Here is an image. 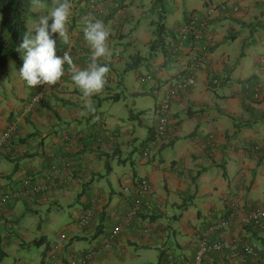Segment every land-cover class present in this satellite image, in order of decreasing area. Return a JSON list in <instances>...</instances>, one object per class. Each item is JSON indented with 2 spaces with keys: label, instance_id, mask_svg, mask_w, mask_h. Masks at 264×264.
<instances>
[{
  "label": "crops",
  "instance_id": "crops-1",
  "mask_svg": "<svg viewBox=\"0 0 264 264\" xmlns=\"http://www.w3.org/2000/svg\"><path fill=\"white\" fill-rule=\"evenodd\" d=\"M60 1L51 0L48 5L54 8ZM151 2L107 0L101 7L99 20L109 33L108 51L97 63L107 65L109 71L104 87L85 97L71 79L74 71L85 69L91 62V49L80 33L85 9L83 0H70L67 40L58 34L53 38L57 55L68 52L72 64L66 63L64 74L32 115L20 121L10 147L0 151V192L44 180L52 165L61 170L71 164V169L54 180L56 187L50 194L0 207V264L7 257L5 249L12 245L24 249L47 242L44 236L31 241L21 230V218L33 208L70 199L78 202L82 216L93 198L109 202V206L117 204L122 188H132L138 178L146 179L154 196L164 200L163 212L124 229L112 251L92 264H115V260L127 264L130 247L158 250L157 264H192L195 231L225 215L231 201L238 203L240 216L264 206V0H167L168 5H164L168 13L162 20L152 10ZM114 3H120L119 10ZM209 4H224L226 10L215 13L209 22L212 45L205 67L196 68L192 63L190 53L197 55L194 49L186 48L178 53L177 60L170 61L163 55L165 48L150 49L157 24L164 26L163 40L170 44L186 14H202ZM33 5L28 31L33 27L28 23L38 21L46 10ZM241 23H259L263 29L250 33ZM140 66L143 73L138 71ZM18 70H0V134L39 85L28 86ZM130 70L137 83L131 92L123 82L125 72ZM145 74L153 78L145 82L147 87L138 80ZM189 74L194 75L195 84L171 101L165 135L158 139L149 158L141 156L134 162L131 153L140 133L129 120H137L146 134L139 143L142 153L154 135L158 100L169 85ZM213 79L217 85L211 83ZM257 85H261L258 99L253 95ZM146 96L152 98L151 109L141 108L136 114L132 109L121 111L128 107V98L132 105L134 99ZM142 115L146 116L144 121L139 117ZM237 124L248 127L236 129ZM120 165L122 170L114 171ZM19 203L25 206L22 212ZM112 222L106 210L104 214L98 212L87 228L76 226L63 242L48 245L41 264H66L69 256L97 246ZM143 227L150 228L148 236L139 234ZM7 232L11 237L5 236ZM213 237L233 241L236 251H241L243 244L253 243L264 253V233L234 227ZM80 242L89 246L77 247ZM204 264L237 263L225 253L205 258Z\"/></svg>",
  "mask_w": 264,
  "mask_h": 264
},
{
  "label": "built area",
  "instance_id": "built-area-1",
  "mask_svg": "<svg viewBox=\"0 0 264 264\" xmlns=\"http://www.w3.org/2000/svg\"><path fill=\"white\" fill-rule=\"evenodd\" d=\"M107 0H83L85 9V18L98 19L101 17L103 10L102 6ZM114 8L119 10V4L114 3ZM225 5H210L204 9L202 14L191 12L186 20L181 23L176 31L175 41L171 49L170 60H177L178 53L186 48L196 50L197 55H191L192 63L195 67H205L208 64V52L212 45V37L209 33L208 21L218 11H224ZM237 11V8H234ZM69 22V17L66 21ZM84 24L80 28V33L83 35ZM84 36V35H83ZM169 60V61H170ZM140 82H150L153 78L149 74L139 77ZM213 85H217L216 79L211 80ZM195 84L194 75L183 76L165 90L156 105V125L154 129V139L148 141L142 149L143 158L147 159L151 155L153 148L157 147L158 139L166 133V128L169 123V106L180 94L185 93ZM53 85V84H52ZM52 85L47 83L42 84L40 90L29 100L28 104L23 108L7 128L0 134V151L7 150L10 147L12 135L16 132L17 125L20 121L31 112L43 97L44 93L51 88ZM261 85L253 88L254 98L258 99L260 95ZM112 140L113 136H109ZM71 169V164H66L63 169H58L52 165L44 180L29 184H23L19 188L12 189L7 192H0V207L8 202H18L22 199H28L40 194L51 192L56 184L54 180ZM123 194L122 200L116 205L107 206L104 209V203L93 198L84 214L78 219L76 226L78 229H85L94 220L96 214L107 211L113 218L112 225L103 237V240L94 247L88 248L85 251L71 255L67 258L66 264H92L95 260L109 254L115 241L121 235L124 229L128 228L135 221L140 220V215L158 214L164 210L165 202L163 199L155 197L153 188L146 179H138L132 184V188L124 187L121 190ZM238 203L234 200L228 205L227 216H221L216 221L211 222L204 228L195 231L194 242L195 252L192 259V264H204L205 258L211 255H223L230 253L235 263L237 264H264V253L256 244H243L241 246L242 253L234 248L233 241L214 238L223 232L229 231L234 227H253L259 232L264 233V206L255 208L240 216ZM150 228L143 227L139 230L141 236H148ZM11 237L9 232L5 235ZM123 252V250H122Z\"/></svg>",
  "mask_w": 264,
  "mask_h": 264
},
{
  "label": "clouds",
  "instance_id": "clouds-1",
  "mask_svg": "<svg viewBox=\"0 0 264 264\" xmlns=\"http://www.w3.org/2000/svg\"><path fill=\"white\" fill-rule=\"evenodd\" d=\"M70 9V0H61L48 16L34 21L31 31L22 36L16 49L22 52V66L18 73L28 86L55 84L64 74L63 65L72 64L68 52L57 55L56 39L53 38V34H58L67 40L66 21ZM83 35L91 49V62L85 69L74 71L71 79L85 97H90L104 87L105 75L109 71L107 65L97 63L98 58L107 55L106 39L109 33L101 20L85 18Z\"/></svg>",
  "mask_w": 264,
  "mask_h": 264
},
{
  "label": "rangeland",
  "instance_id": "rangeland-1",
  "mask_svg": "<svg viewBox=\"0 0 264 264\" xmlns=\"http://www.w3.org/2000/svg\"><path fill=\"white\" fill-rule=\"evenodd\" d=\"M182 1V0H180ZM213 1H220V0H213ZM51 3V2H50ZM49 3V4H50ZM42 5L46 7V10L42 13V16H48L53 9L52 6L50 7L47 3H34L33 7L39 10L36 6ZM168 5V2L165 3ZM47 12V13H46ZM1 18V17H0ZM51 20H49V23ZM34 23L30 21L28 25ZM1 26V25H0ZM6 35V33L4 34ZM140 73H143L144 69L143 66L138 68ZM134 72L133 70L126 71L125 75L123 76V82L126 87V90L131 92L133 91V87L137 86V83L133 80ZM147 83L144 84V87H147ZM143 86V85H142ZM127 104L128 107H122V112H127V110L132 109L134 114L141 111V108H152V98L151 97H144V98H136L134 99V104L131 105L130 98H128ZM119 102V105L120 106ZM141 120H145L146 116H139ZM15 121V119H13ZM134 124V127L140 133V138L134 143V151L131 153V159L135 162L138 158H141L142 154L140 153V145L139 143L142 139H145L146 134L141 131V127L138 125L137 120H129ZM19 125V124H18ZM17 125V127H18ZM143 158V156H142ZM7 164V162H5ZM123 166L120 165L119 168H114V171L122 170ZM50 194V193H46ZM85 198V196H83ZM28 200V199H22ZM21 201V200H20ZM19 202V201H18ZM25 209V206L22 203L18 204V210L22 212ZM177 212L176 209L173 210ZM179 213V212H177ZM80 206L77 201L74 200H60L58 203H46L39 205L33 208V211L28 215L21 218L20 227L25 234L29 236L31 241H37L40 237L44 236L47 239V242L40 245L30 244L26 246V248H19L17 246H10L8 249H5L7 257H5L2 261V264H41L43 259V252L48 245H51L55 242H63L65 236L69 231H74L76 227V223L78 219L81 217ZM59 244V243H58ZM77 247H88V242H80L75 244ZM128 259L126 262L127 264H157V257H158V250L153 248H146V249H132L131 247L128 248ZM119 260H115L114 263L118 264ZM45 262H49L47 258H45Z\"/></svg>",
  "mask_w": 264,
  "mask_h": 264
},
{
  "label": "trees",
  "instance_id": "trees-1",
  "mask_svg": "<svg viewBox=\"0 0 264 264\" xmlns=\"http://www.w3.org/2000/svg\"><path fill=\"white\" fill-rule=\"evenodd\" d=\"M166 1L167 0H152V2H151V8L155 12V14L158 16L159 20H162L168 13V10L164 5L166 3ZM50 2H51V0H0V17H1L0 18V25H1L0 26V70L5 69L6 67H13L16 69H20V67L22 66V59L20 57V55H22V52L19 53L16 49H17L18 44L21 42L22 36L25 35L27 32H29L28 28H27V21L33 17V13L31 10L32 5L34 3H47V4H49ZM210 5H212V4H209L206 7H208ZM218 5H221V4H218ZM222 5H224V4H222ZM119 6H120V3H119ZM218 12H220V11H218ZM189 13H191V12H189ZM189 13L186 14L184 20L181 23H183L186 20ZM210 20L208 21V24H210L209 23ZM240 25H241V27L250 30V33H252L253 30L256 31V29H259V28L263 29V26L259 23H256V24H242L241 23ZM72 26L73 25H71V27ZM5 33H6V35H4ZM163 33H164V26L161 23L157 24L155 29H154V34H153L154 35V41L151 43L150 49L152 51H154V49L158 46H160L162 49L165 48L164 51L165 50L166 51L163 53V55L166 58V60L169 61L170 56H171L172 45H173V42L175 41V39L170 44H165L164 40H163ZM65 66H66V64L63 65V69L65 68ZM54 85L55 84H53L51 86V88ZM41 86H42V84H39L38 87H36L34 89L35 92L31 95L29 100L40 90ZM45 94L46 93H44V95ZM44 95H43V97H44ZM41 99L39 100V102L35 106V108L42 101ZM29 100L24 104L21 111L28 104ZM35 108L33 110H31V112L29 114H27L26 116L32 115V113L35 111ZM21 111H20V113H21ZM245 127H248V125L247 124H237L236 125V129L237 128L241 129V128H245ZM153 139H154V135H153V137L148 139L147 142L150 140H153ZM138 179H140V178H138ZM138 179H135L133 183H135ZM141 179H144V178H141ZM121 195L123 198L122 193H121ZM119 200H122V199L120 198ZM109 205H110L109 202L107 204L104 203V206H103L104 209H106V207ZM162 212H159L158 214H151V215L142 214V215H140V220L142 221L143 218H146V217L150 218L152 220L153 217L160 215ZM102 213L104 214V211ZM227 214L228 213H226L223 216H227ZM244 228H247V229L254 231L258 234L261 233L256 228H253V227H244ZM82 251H85V250H82ZM240 252L242 253V251H240Z\"/></svg>",
  "mask_w": 264,
  "mask_h": 264
}]
</instances>
